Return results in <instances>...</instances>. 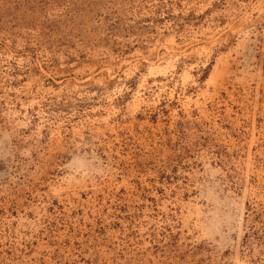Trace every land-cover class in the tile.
Listing matches in <instances>:
<instances>
[{
    "label": "rangeland",
    "instance_id": "rangeland-1",
    "mask_svg": "<svg viewBox=\"0 0 264 264\" xmlns=\"http://www.w3.org/2000/svg\"><path fill=\"white\" fill-rule=\"evenodd\" d=\"M0 264H264V0H0Z\"/></svg>",
    "mask_w": 264,
    "mask_h": 264
}]
</instances>
